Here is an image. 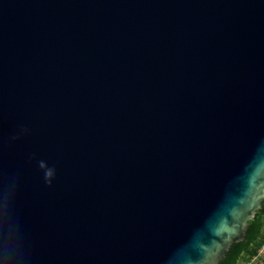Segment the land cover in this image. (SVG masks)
<instances>
[{"label":"water","instance_id":"1","mask_svg":"<svg viewBox=\"0 0 264 264\" xmlns=\"http://www.w3.org/2000/svg\"><path fill=\"white\" fill-rule=\"evenodd\" d=\"M264 206V0H0V264H220Z\"/></svg>","mask_w":264,"mask_h":264},{"label":"trees","instance_id":"2","mask_svg":"<svg viewBox=\"0 0 264 264\" xmlns=\"http://www.w3.org/2000/svg\"><path fill=\"white\" fill-rule=\"evenodd\" d=\"M248 226L245 240L234 243L220 264H241L258 253L264 245V206L256 211Z\"/></svg>","mask_w":264,"mask_h":264},{"label":"built area","instance_id":"3","mask_svg":"<svg viewBox=\"0 0 264 264\" xmlns=\"http://www.w3.org/2000/svg\"><path fill=\"white\" fill-rule=\"evenodd\" d=\"M241 264H264V245L259 249L256 255L249 260L243 261Z\"/></svg>","mask_w":264,"mask_h":264}]
</instances>
